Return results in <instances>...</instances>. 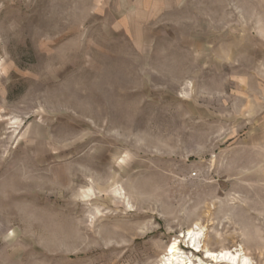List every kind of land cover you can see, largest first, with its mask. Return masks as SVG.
Segmentation results:
<instances>
[{
  "label": "rangeland",
  "instance_id": "rangeland-1",
  "mask_svg": "<svg viewBox=\"0 0 264 264\" xmlns=\"http://www.w3.org/2000/svg\"><path fill=\"white\" fill-rule=\"evenodd\" d=\"M174 243L264 264V0H0V264Z\"/></svg>",
  "mask_w": 264,
  "mask_h": 264
},
{
  "label": "bare ground",
  "instance_id": "bare-ground-1",
  "mask_svg": "<svg viewBox=\"0 0 264 264\" xmlns=\"http://www.w3.org/2000/svg\"><path fill=\"white\" fill-rule=\"evenodd\" d=\"M196 234L193 233L192 236L190 235V238L194 242V247L198 250L200 249V245ZM205 253L206 260H204V257V259L196 263L190 257H185L181 254L178 245L174 243L168 251V259L165 264H250V259L242 252L236 253L225 249L220 251L205 249Z\"/></svg>",
  "mask_w": 264,
  "mask_h": 264
}]
</instances>
